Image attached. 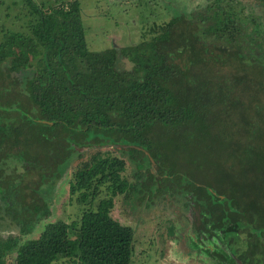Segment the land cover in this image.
<instances>
[{"label":"trees","instance_id":"16d2710c","mask_svg":"<svg viewBox=\"0 0 264 264\" xmlns=\"http://www.w3.org/2000/svg\"><path fill=\"white\" fill-rule=\"evenodd\" d=\"M75 9L34 2L25 33L0 35V251L14 248V264L61 257L72 264H130L134 230L110 213L126 185L125 161L97 146L125 142L149 150L166 168L165 181L192 188L194 180L223 195L212 199L207 187L196 194L205 200L206 226L226 229L243 248L249 244V257L264 253L262 55L205 48L198 17L168 7L170 17L149 25L136 42L74 52L63 16ZM217 12L207 32L218 29ZM121 56L129 68L120 65ZM75 146L91 154L79 163L70 193L84 204L106 184L109 195L98 196L79 218L48 220L38 235L21 239L50 214L42 196L26 194L23 174L43 178L79 154ZM120 149L145 158L141 149ZM13 229L19 236L4 234Z\"/></svg>","mask_w":264,"mask_h":264},{"label":"flooded vegetation","instance_id":"af4514ba","mask_svg":"<svg viewBox=\"0 0 264 264\" xmlns=\"http://www.w3.org/2000/svg\"><path fill=\"white\" fill-rule=\"evenodd\" d=\"M164 3L168 2L164 1ZM170 3L171 4H168L173 11L183 9V11L191 15L193 19L194 16L196 18L198 17L201 22L198 29L201 30L202 42L206 45L205 48H209L216 44L220 46L217 48V52L221 51L224 52V54H235L252 51L258 55H262L264 58V0H186V2L174 8L172 7L174 0ZM166 7H168L167 4ZM215 11H218L216 14L218 15L219 22L218 29L213 32L207 29V32L205 27L211 23L209 17ZM157 21L159 20H154L152 24L161 23L163 20ZM144 33L148 34L146 31ZM144 33H140V35ZM213 36L216 37L214 40L211 39ZM141 37L142 36H140L139 39H141ZM114 46L120 47L125 45L114 44ZM119 59L120 63L122 59H127V61L131 63L125 56H121ZM218 59H220V57ZM205 62L206 61H204V63ZM210 62L212 61L210 60ZM104 144H97V146ZM97 146L90 145L87 149L92 151L93 148ZM75 147L80 151L79 154H74L70 162L62 163L60 167L53 170L52 173L49 171V173L42 174L45 175L43 178L39 174L32 176L30 170L23 174L26 194L37 200L42 196L43 201H47L49 205L50 214L52 202L59 196L58 193L61 191V184L64 182L68 183L69 196H75L76 199V194L70 193V181L79 163L87 158L91 152H85V149L82 147H80L81 149L77 146ZM75 149L71 151V154ZM111 150H115L116 152L119 151L121 154L117 155L125 161V169L122 172V178L126 179V185L123 184L122 192H118L114 195L113 206L111 207L110 213L112 215L113 207H115V203L118 202L119 206L122 209L124 208V211L122 212L121 209L119 212L118 210L117 214L119 217H122L121 219H124V222L120 218L112 216L119 221L121 220V223L130 225L133 230L144 225L147 220H149L150 223L155 222L156 227L160 228L159 232L160 236H162V241L160 242H163L159 254L164 256V260L168 264H229L224 261V257L221 253L209 250L203 243L214 236L213 232H215V230H219L220 240L222 239L224 241L229 247V250L239 258L243 264H264V253L257 252L254 258H252L253 254L249 257L247 255L249 244H245L246 247L243 248L241 242H236L233 235H229L226 229H209L206 226L203 220V210L205 209L203 204L205 200L204 198H197L196 194L199 193L203 196V191L205 192L203 187H207V190L212 192V199H223V195L214 192L211 187L194 180H191L193 181L192 183L195 184V187L192 188H190L185 181L181 183L178 181H176V183L165 181L164 178L167 172L164 170L166 168L162 165H160L161 168H159V166H154L142 149L145 155L144 159H142L143 157L132 159L127 156V152H123L120 148L113 147ZM155 161L157 162V160ZM128 164L131 165L129 170L127 168ZM147 170L151 172L152 176H150ZM36 181H38V184L35 183ZM164 183L168 186L175 184L178 186L177 189H181L174 190L164 187ZM98 189L99 194L97 197L87 200V207H94L97 203L98 196L109 195L106 184H102ZM170 190L176 192L172 194ZM126 191L128 195H126ZM102 192H104V194H101ZM191 194L193 195L192 197ZM196 201H199V205ZM50 214L48 216H50ZM147 225L151 226L152 224L147 223ZM229 239L233 240L229 242ZM200 240L202 242H200ZM245 249H247V251H245ZM133 251L134 239L132 255Z\"/></svg>","mask_w":264,"mask_h":264},{"label":"rangeland","instance_id":"374dc122","mask_svg":"<svg viewBox=\"0 0 264 264\" xmlns=\"http://www.w3.org/2000/svg\"><path fill=\"white\" fill-rule=\"evenodd\" d=\"M43 1L46 4L51 3L52 0H0V35L1 32L25 33L30 19L35 16V13L31 12L32 4ZM164 1L171 4L173 0H62L56 5L61 4L64 8L77 6L75 14L64 13L63 16L68 25V48L75 52L80 47L98 50L114 44L127 45L137 41L140 36H143L140 33L148 32L146 29L154 20L161 21L170 16L165 6L167 4L170 9L172 8ZM174 1L173 8L186 2V0ZM51 4L54 6L53 2ZM120 65L130 67L131 63L127 59H122ZM111 148L113 147L105 149L111 150ZM111 152L121 154L115 150ZM130 167L131 165L128 164V170ZM61 185L59 196L52 202L50 216L40 220L32 232L20 234L21 239L38 235L43 224L48 220L61 219L70 222L72 219L79 218L83 209L88 206L87 203L77 202L75 196H69L67 182ZM113 208L112 215L121 219L122 217L117 214L118 210L120 212L122 209L119 203H115ZM121 220L124 222V219ZM147 223L152 225L148 226ZM155 227V222L150 223L147 220L144 225L134 230V251L130 264H168L164 256L159 254L163 242H160L162 241L160 228L156 227L155 230ZM6 233L19 236L15 229L4 232ZM14 254V248L1 250L0 264H14ZM52 264L72 263L61 257Z\"/></svg>","mask_w":264,"mask_h":264},{"label":"water","instance_id":"95a60500","mask_svg":"<svg viewBox=\"0 0 264 264\" xmlns=\"http://www.w3.org/2000/svg\"><path fill=\"white\" fill-rule=\"evenodd\" d=\"M100 148H106V147H119V148H126V149H133L138 148L142 149L147 157L150 159L151 163L154 166H158V163L155 161V159L151 156L149 151L143 147L142 145L134 144V143H125V142H116V143H106L104 145H99ZM86 148V147H82ZM81 149V148H80ZM214 236H212L210 239L206 240V242H203L204 245L211 251H217L222 254L224 257V261L228 262L229 264H243L239 258H237L230 250L229 247L224 243V241L220 238V232H213ZM200 242H202L200 240Z\"/></svg>","mask_w":264,"mask_h":264},{"label":"crops","instance_id":"0c3cea01","mask_svg":"<svg viewBox=\"0 0 264 264\" xmlns=\"http://www.w3.org/2000/svg\"><path fill=\"white\" fill-rule=\"evenodd\" d=\"M60 1H62V0H52L51 1V3L53 2V4H54V6H52V7H57L58 5H56L57 3H60ZM64 1H66V0H64ZM44 2V1H43ZM56 5V6H55Z\"/></svg>","mask_w":264,"mask_h":264}]
</instances>
